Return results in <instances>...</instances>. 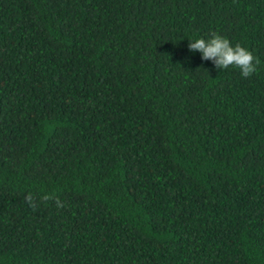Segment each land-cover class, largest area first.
Returning <instances> with one entry per match:
<instances>
[{
    "label": "trees",
    "instance_id": "1",
    "mask_svg": "<svg viewBox=\"0 0 264 264\" xmlns=\"http://www.w3.org/2000/svg\"><path fill=\"white\" fill-rule=\"evenodd\" d=\"M0 264H264V0H0Z\"/></svg>",
    "mask_w": 264,
    "mask_h": 264
},
{
    "label": "clouds",
    "instance_id": "2",
    "mask_svg": "<svg viewBox=\"0 0 264 264\" xmlns=\"http://www.w3.org/2000/svg\"><path fill=\"white\" fill-rule=\"evenodd\" d=\"M189 51L200 52L202 60H210L216 69L223 70L230 66L240 70L244 78L251 77L256 71L260 61L253 53L237 43L233 45L231 41L219 33L213 32L208 38L199 37L190 40ZM55 200L56 206L62 208L63 202L50 193H32L25 195V202L35 210L40 203Z\"/></svg>",
    "mask_w": 264,
    "mask_h": 264
}]
</instances>
